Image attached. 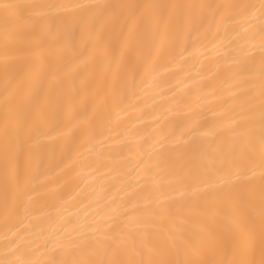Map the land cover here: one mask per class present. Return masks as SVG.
<instances>
[{"label":"bare ground","instance_id":"6f19581e","mask_svg":"<svg viewBox=\"0 0 264 264\" xmlns=\"http://www.w3.org/2000/svg\"><path fill=\"white\" fill-rule=\"evenodd\" d=\"M0 264H264V0H0Z\"/></svg>","mask_w":264,"mask_h":264},{"label":"snow or ice","instance_id":"6c2138e0","mask_svg":"<svg viewBox=\"0 0 264 264\" xmlns=\"http://www.w3.org/2000/svg\"><path fill=\"white\" fill-rule=\"evenodd\" d=\"M5 7H7V5H5Z\"/></svg>","mask_w":264,"mask_h":264}]
</instances>
